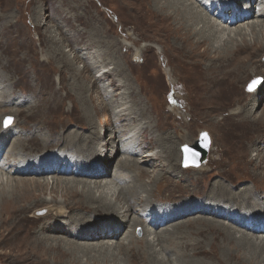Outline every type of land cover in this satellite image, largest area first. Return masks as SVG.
Returning a JSON list of instances; mask_svg holds the SVG:
<instances>
[{
  "label": "rangeland",
  "instance_id": "rangeland-1",
  "mask_svg": "<svg viewBox=\"0 0 264 264\" xmlns=\"http://www.w3.org/2000/svg\"><path fill=\"white\" fill-rule=\"evenodd\" d=\"M196 1L203 4L206 0ZM0 3V91H3L6 98H12L9 103L0 105V123L4 128L12 125L14 119H17L19 126L12 131V135L33 132L37 124L30 123L37 120L44 124V128L48 127L50 130H59L63 125L64 129L87 132V129H84L87 122L83 118V106L78 98H88L94 118L92 122L98 129L96 136L99 137L100 145L117 130V126H114L116 120L124 121L133 130L143 124L148 125L149 130L139 132L145 138L148 149L144 148L140 155L136 153L137 159H144V152L147 154L164 150L163 146L159 145L165 141L163 140L165 135H171L174 139L169 140L167 145L174 142L176 148L188 138L187 143L176 149L177 154L180 155L181 152V158L176 157V166L178 171L182 172L183 180L179 181L181 179L176 175L174 178L175 182L179 181L182 188L184 186L191 192L199 191L205 195H212L208 186L220 181L230 190L233 195H230L231 197L235 198L237 195L248 199L251 197L258 204H261V200L264 201V148L259 146H264V119L254 121V116L264 112V54L260 57V68L249 71L234 87L231 86L230 78H225L226 80L219 78L223 82H219V86L214 84V94L210 95L207 90L212 84L204 74L207 73L204 65L209 62L208 57L197 56L200 62L195 65L192 59L183 57L179 42L170 34L168 25L155 24L144 7L135 0H0ZM250 3L251 10L256 13L259 9L257 0ZM240 4L242 5L241 2ZM207 6L209 8V5ZM216 10L212 12L216 13ZM50 35L54 40L50 39ZM247 39L252 42L250 35ZM59 48L62 50L61 54ZM133 54L139 62L132 59ZM237 56L246 57V50L242 46L238 47ZM214 76H217V73L211 75L216 79ZM252 82H255L254 86L249 89ZM252 105L253 116L248 119L241 118L242 114L238 113V108L243 106L247 109ZM17 109L22 111L19 116L5 114ZM170 110L179 117H174ZM9 117L11 122L6 124L5 120ZM202 131H205L210 139L207 156L198 166H185L183 147L193 145ZM129 134L131 130L123 138ZM8 143V140L4 143L2 152L7 149ZM113 145L103 154L97 151L98 156L105 158L107 150L108 153L110 151L109 154L114 155L117 143ZM37 146L38 153L47 148ZM252 146L256 152L249 150ZM258 153L262 155H255ZM109 154L107 156L110 157ZM126 155L129 154L118 153L111 158V165L107 166L108 174L106 172L108 177L112 174L113 164L118 159L129 160L135 157L133 154H130V157H122ZM161 156V159L155 162L158 168L168 160L167 157L163 158L162 154ZM153 162L152 159L151 162L142 164L144 167H140L141 170L144 172L147 168L151 176L168 171V168L161 171L152 168ZM43 177L45 178L42 176L40 179ZM143 178L147 179L145 175L142 180ZM127 179L130 181L129 177ZM157 182L159 183V180L153 179L151 182L141 184H151L152 186H149L151 191L157 190L161 193L169 191L167 187L156 188ZM57 194L56 199L60 201V193ZM174 195H178V192ZM42 197L49 201L51 199L49 190H46ZM194 199L201 200L199 196H195ZM76 205L72 202L71 208H75ZM163 205L170 204L163 203L161 206ZM222 205L221 203L219 206ZM42 206L43 203H38L29 208L25 207L17 212L16 216L9 218V221L0 222V264H142L139 259L144 253L142 240H136L140 237L134 239L137 246L129 259L125 260H122L123 256L119 254L108 256L76 247L67 252L56 248L50 240H40L38 237L45 235L38 229L39 224L44 221L41 215L49 209ZM38 207L42 208L34 212ZM197 210L192 209L190 216ZM224 212L230 216L227 210ZM240 213L242 210L239 209L238 214ZM93 219L96 222L99 220L97 216ZM218 220L227 224L226 220ZM198 228L189 226L185 232L178 230L188 233V236L178 246L170 244L175 254L186 250L184 244L190 240L192 234H196L200 239L198 244L192 245L197 249L187 251L185 256H179L177 259L186 260L190 254H194L195 258L209 260L210 264H238L235 263L233 256L228 258L227 254L220 252L224 239L223 232L210 230L197 234ZM57 234L46 233L50 237H63L71 244L78 245L81 242L83 244L102 242L106 246L111 241L117 243L121 241L118 238L111 241L95 239L88 240V243L87 240ZM136 234L140 236L141 230ZM208 240H212L210 249L206 248ZM122 246H126V242ZM110 247L114 248V244ZM205 251L209 255H206ZM180 263L182 262L179 261L178 264Z\"/></svg>",
  "mask_w": 264,
  "mask_h": 264
},
{
  "label": "bare ground",
  "instance_id": "bare-ground-1",
  "mask_svg": "<svg viewBox=\"0 0 264 264\" xmlns=\"http://www.w3.org/2000/svg\"><path fill=\"white\" fill-rule=\"evenodd\" d=\"M135 1L144 7L145 12L152 17L155 24L166 23L168 25L170 34H173L179 42V49L183 57L192 59L194 65L200 62L197 60V56L208 57L209 62L204 65L207 73H203L209 83L212 84L207 90L210 95L214 94V84L219 86V82H223L219 78H230L231 86L234 87L243 80L249 71L260 68V57L264 54V0H257L259 9L256 13L251 10L252 4L250 2L254 0H204L206 3L203 4L196 0ZM214 9H217L216 13L212 12ZM249 35L252 37V42L247 39ZM50 39L54 40L51 35ZM239 46L246 50L245 58L237 56ZM59 50L61 49L59 48ZM134 55L132 59L137 61ZM190 65L192 64L190 63ZM214 73H217V76H214L216 79L211 77ZM254 92L256 93V91ZM11 99L6 98L3 91H0V105L9 103ZM78 99L83 106L82 114L87 122L84 129H87V132H78L71 128L64 129L63 125L59 130H50L48 127L44 128V124L42 125L37 120L30 123V125L37 124V128L33 132L29 134L19 132L12 135V131L16 126H19V121L14 119L12 125L4 128L0 123V151L4 150V143L7 140L9 141L7 149L4 152L1 151L0 222L9 221V218L25 207L29 208L32 205L43 203L44 206L42 207L49 209L48 212L42 213L41 216L44 217V221L38 226L39 231L45 233V235L38 238L43 241L50 240L56 248L58 247L67 252L75 247L82 250L90 249L108 256L119 254L123 256L122 260H125L126 258L129 259V256L134 253L137 246L134 239L140 237L136 240H142L141 246H143L144 253L139 256L142 264H178L179 261L182 262L180 264H210L209 260L200 257L195 258L194 254H190L186 260L177 259L179 256H185L187 251L196 248L192 247V245L198 244V239H200L196 234H192L191 238L193 239L190 238L189 241L185 242L184 247L186 250L175 254V251L170 247L172 243L178 246L186 240L188 233L184 232L189 226H197L201 228H198L197 234L201 231L208 232L210 230L223 232L224 239L223 244L220 246V252L227 254L228 258L233 256L235 263L264 264L263 200H261V204H258L251 197L250 199L242 195H235V198L231 197L230 190L226 185L223 186L220 181H216L210 187L208 186L212 191V195H205L199 191L191 192L189 188L184 186L182 188L179 184V181L183 180L182 172L178 171L176 166V157L179 158L181 152L180 155L177 154L176 149L183 143H187L188 138L179 144L177 143L176 148L174 142L167 145L169 140L173 141L174 139L171 135H165L163 136L165 141L162 145H159L163 146L164 150H159L156 153L147 152V154L144 152V159H137L136 153L140 155L144 148L148 149L144 141L145 138L142 137V134H139L140 131L149 130L148 125L143 124L133 130L124 121L118 122L116 120L114 126H117V130L100 145L99 137L96 136L98 129L92 122L94 118L89 108V100L88 98ZM252 108L253 105L247 109L243 106L239 107L238 113L242 114L241 118L248 119L253 116ZM21 113L22 111L17 109L5 114L16 117ZM173 116L179 117L176 113H173ZM263 119L264 112L260 113L259 116H254V121ZM21 127L26 129L24 126ZM43 128L44 130H41ZM129 130H131V134L123 138ZM114 143H117L114 155L109 154L110 151L108 153L107 150L110 157L107 154H105V158L98 156L97 151H99V154H103L108 147L114 146ZM37 145L48 149L46 148L42 153H38L36 152L38 151ZM259 146L264 148L263 145ZM249 150L256 152L253 146ZM159 152H161L163 158L167 157L168 160H165L158 168V164L155 162L162 157ZM118 153L122 155L129 154L122 157H130V154L135 157L129 160L126 158L118 159L113 164L111 172L113 176L108 177L106 175V172L108 174L107 166L108 164L111 165V158H114ZM152 159L154 161L152 168H158L159 171L168 168V171L166 173L161 171L160 174L156 173V175L151 176L146 168L144 174L141 170L142 164H147ZM198 171L200 172V170ZM144 175L147 179L143 178L142 180ZM175 175L181 179L178 183L175 182ZM36 176H45V178L40 179L41 177L37 178ZM127 177L130 178V181ZM153 179L159 180L156 188L159 186H161L160 188L167 187L169 191L166 193L157 190L151 191V184H141L142 182H151ZM46 190H49L51 195L49 201L42 197ZM176 192H178V195L175 196ZM57 193H60V201L56 199ZM234 193L237 194L238 192ZM195 196H199L201 200L194 199ZM72 202L77 204L75 208H71ZM163 203H169L170 205L161 206ZM219 203L223 205L220 207ZM42 207L35 208L34 212ZM194 208L198 210L193 213V216H190V211ZM239 209L242 210L240 215L238 214ZM226 210L230 216L225 214L224 211ZM94 216L99 218L97 222L93 219ZM218 219L226 220L227 224ZM140 230L142 234L138 236L136 233ZM244 230L252 234L244 232ZM52 232L77 240L98 239L111 241L118 238L121 241L119 243L111 241L106 246L102 242L100 244H83L81 242L83 245L81 243L78 245L71 244L69 240H64L63 237L46 235V233ZM208 241L206 248L210 249L212 240ZM124 242H126V246L123 247ZM112 244H114L113 250L110 247ZM207 253L205 254L209 255ZM88 257L91 256L88 255Z\"/></svg>",
  "mask_w": 264,
  "mask_h": 264
},
{
  "label": "water",
  "instance_id": "water-1",
  "mask_svg": "<svg viewBox=\"0 0 264 264\" xmlns=\"http://www.w3.org/2000/svg\"><path fill=\"white\" fill-rule=\"evenodd\" d=\"M254 82L249 85L252 89ZM210 146V139L205 131L200 132L193 145L184 146V165H200L205 160Z\"/></svg>",
  "mask_w": 264,
  "mask_h": 264
},
{
  "label": "snow or ice",
  "instance_id": "snow-or-ice-1",
  "mask_svg": "<svg viewBox=\"0 0 264 264\" xmlns=\"http://www.w3.org/2000/svg\"><path fill=\"white\" fill-rule=\"evenodd\" d=\"M255 83V82H254ZM11 122V118L9 117V118H7L6 120H5V123L7 124V123H10Z\"/></svg>",
  "mask_w": 264,
  "mask_h": 264
}]
</instances>
